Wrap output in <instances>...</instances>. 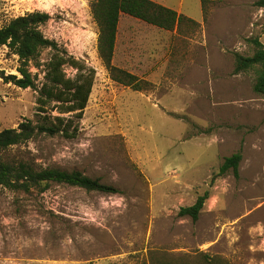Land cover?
<instances>
[{"label": "rangeland", "instance_id": "374dc122", "mask_svg": "<svg viewBox=\"0 0 264 264\" xmlns=\"http://www.w3.org/2000/svg\"><path fill=\"white\" fill-rule=\"evenodd\" d=\"M256 1L208 0L202 17L198 0H184L183 15L198 21L185 17L173 30L131 25L137 39H161L155 57L139 56L144 43L136 40L131 56L116 60L143 79L134 90L112 79L99 54L92 0H0L1 26L46 11L43 33L96 69L84 113L71 125L75 136L38 133L6 155L119 189L0 185V264H264V93L253 89L261 66L236 71V54L252 55L253 38L264 43V6ZM51 53L44 48L41 67L31 65L39 80ZM19 63L0 48V70L18 73ZM37 98L0 75V130L38 122ZM239 150L238 176L220 174ZM206 190L198 220L179 215Z\"/></svg>", "mask_w": 264, "mask_h": 264}, {"label": "trees", "instance_id": "16d2710c", "mask_svg": "<svg viewBox=\"0 0 264 264\" xmlns=\"http://www.w3.org/2000/svg\"><path fill=\"white\" fill-rule=\"evenodd\" d=\"M207 1L203 0V4ZM256 4L264 6V0H257ZM91 8L99 26V54L110 70L112 79L134 90H142L143 79L113 63L121 15L129 14L166 30L175 29L186 16L154 0H92ZM49 18L48 12L34 10L0 25V48L8 47L20 62L18 73L6 74L0 70V75L6 82L37 90L39 103L38 122L26 118L17 127L0 130V185L30 192L33 188L44 191L55 182L82 187L88 191L119 192L114 185L103 183L99 178L90 177L82 171L56 167L36 168L26 160L11 159L5 153L8 148L25 142L38 133L75 136L77 127L70 130L71 125L75 117H82L94 87L96 69L60 48L55 40L47 37L41 30L40 26ZM191 21L196 22L194 19ZM251 41L255 44V51L252 55L236 54V71L260 65L253 89L264 93V43L258 37ZM44 48H50L52 53L44 63L43 79L39 80V72H33L31 65L41 67L40 53ZM66 67L76 70L74 76L67 75ZM242 157L241 150L226 156L219 167V173L232 170L238 176ZM209 196V190L198 195L193 204L180 208L179 215H190L194 221L198 220Z\"/></svg>", "mask_w": 264, "mask_h": 264}, {"label": "crops", "instance_id": "0c3cea01", "mask_svg": "<svg viewBox=\"0 0 264 264\" xmlns=\"http://www.w3.org/2000/svg\"><path fill=\"white\" fill-rule=\"evenodd\" d=\"M154 1H157L165 6H168V7H171L173 9H175L176 11H178V13H181L183 14V5H184V0H177V1H173V0H154ZM198 3L202 9V17H203V0H198ZM186 17H189V18H192L196 21L197 18L196 17H193L192 15H187L185 14ZM137 21H142L143 23H145L146 25H152L150 23H147L139 18H136L134 16H131L129 14H122L121 17H120V20H119V25H118V33H117V38H116V47H115V54H114V58H113V63L114 64H117V66H120L122 68H125L127 69L128 71L130 72H136L135 69L129 67L127 65V63H116L118 60L119 57H123L124 58H127V57H130V52H132V50L134 49L131 48L132 47V42L136 41V40H141L143 41L144 43V46L143 48H139V49H136L135 51L138 53L139 56H144V57H147V56H150V57H155L157 55V53L159 52V49H157V46L159 44V42L161 41V39L159 38H154L156 39V41H154V39L150 40V39H147V37L145 36H142L140 38H136V35L134 34V32L130 29V26L131 25H135L137 24ZM126 26V32L124 34H121L120 35V28L122 26ZM154 27H157L155 25H152ZM160 28V27H158ZM162 29V28H161ZM150 41V47H147V44L148 42ZM153 41V42H152ZM132 49V50H131ZM146 63V64H145ZM141 65V64H140ZM148 65L147 62H143L142 66H146ZM157 64H153L150 65V67H153ZM153 69V68H151Z\"/></svg>", "mask_w": 264, "mask_h": 264}, {"label": "built area", "instance_id": "2783aa9c", "mask_svg": "<svg viewBox=\"0 0 264 264\" xmlns=\"http://www.w3.org/2000/svg\"><path fill=\"white\" fill-rule=\"evenodd\" d=\"M259 15H260V16H263V15H264V7H261V8L259 9Z\"/></svg>", "mask_w": 264, "mask_h": 264}]
</instances>
